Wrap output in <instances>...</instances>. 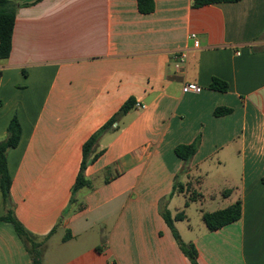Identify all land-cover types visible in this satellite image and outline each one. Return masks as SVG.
<instances>
[{
    "label": "crops",
    "instance_id": "0c3cea01",
    "mask_svg": "<svg viewBox=\"0 0 264 264\" xmlns=\"http://www.w3.org/2000/svg\"><path fill=\"white\" fill-rule=\"evenodd\" d=\"M8 1L15 22L0 59V142L16 117L9 202L40 243L41 264H191L162 217L174 202L172 218L200 206L186 231L174 223L187 214L173 222L198 264H264V0H153L149 14L136 0ZM181 51L187 61L176 70ZM214 79L227 90L210 89ZM186 84L201 91L184 93ZM128 100L93 146L89 185L73 194L83 144ZM219 108L230 112L215 116ZM196 139L188 161L175 155ZM237 201L240 219L208 231L202 215ZM6 211L0 191V217ZM0 264H32L5 221Z\"/></svg>",
    "mask_w": 264,
    "mask_h": 264
},
{
    "label": "trees",
    "instance_id": "16d2710c",
    "mask_svg": "<svg viewBox=\"0 0 264 264\" xmlns=\"http://www.w3.org/2000/svg\"><path fill=\"white\" fill-rule=\"evenodd\" d=\"M239 0H192V7L199 8L209 4L215 3H231ZM137 10L141 14H149L154 10L153 0H136ZM15 22V7L8 0H0V59H6L9 56L11 48V37ZM210 89L224 92L227 90V84L213 80ZM133 105L132 100H128L122 105L119 111L110 118L99 130L90 136V138L83 144L82 147V162L80 171L77 175L76 181L72 188L74 194L77 190L84 186H88L89 182L84 179L83 171L85 167L93 163L99 154L93 153V146L97 140L106 132L112 129V124L115 123L122 115L128 112ZM228 109H217L214 112L215 116L224 115L229 113ZM21 135V128L16 117H13L7 126V138L0 142V191L3 198V204L7 209L6 214L0 217V221L9 222L12 224L16 234L19 238L29 247V253L31 254L32 264H41V250L40 243H36L34 238L27 233L19 222L14 218L13 212L10 207L9 194L11 186V178L7 169L6 153L9 149L15 148L19 142ZM198 146V139L189 145H178L174 149L175 155L182 161H188L196 152ZM175 186L174 189H176ZM182 189L181 186H179ZM175 191V190H174ZM162 217L169 228L175 242L177 243L181 252L187 257L191 264H198L196 260V251L192 244H185L175 227L174 221L184 219V213L179 212L173 218L168 210L162 212ZM241 217V204L239 201L228 206L225 209L217 210L211 213H204L202 220L206 225L208 231L218 230L230 223L239 220Z\"/></svg>",
    "mask_w": 264,
    "mask_h": 264
},
{
    "label": "built area",
    "instance_id": "2783aa9c",
    "mask_svg": "<svg viewBox=\"0 0 264 264\" xmlns=\"http://www.w3.org/2000/svg\"><path fill=\"white\" fill-rule=\"evenodd\" d=\"M190 38L194 41V46H198V41L196 40L195 34H191ZM174 60H175V64L174 67L176 70L180 69L187 61V53L185 51H181L177 54L174 55ZM182 91L184 93H188V92H194V93H199L201 91V88L198 87L197 85L194 84H186L183 86ZM135 108L138 109H144L145 106L141 105V104H134Z\"/></svg>",
    "mask_w": 264,
    "mask_h": 264
},
{
    "label": "rangeland",
    "instance_id": "374dc122",
    "mask_svg": "<svg viewBox=\"0 0 264 264\" xmlns=\"http://www.w3.org/2000/svg\"><path fill=\"white\" fill-rule=\"evenodd\" d=\"M204 190H205V187H202V191H204ZM179 198L180 199H178V200H180V201L184 200V195H182V196L180 195ZM187 201L189 203H191L190 200H187ZM177 204H178V202H174L173 206H171V210H169V211H175L176 209H178V208H175V207H177ZM196 208L199 209L200 206L198 203H194V202L191 203L190 207H187V208L182 207L181 211H184V213L187 214V219L182 221L181 223L176 222V223H174V225L178 224V227H179V229H181V231H186V229L188 228V225H194L196 223V219H197V215H198Z\"/></svg>",
    "mask_w": 264,
    "mask_h": 264
}]
</instances>
